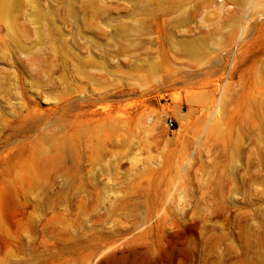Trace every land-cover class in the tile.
I'll list each match as a JSON object with an SVG mask.
<instances>
[{
  "label": "rangeland",
  "instance_id": "rangeland-1",
  "mask_svg": "<svg viewBox=\"0 0 264 264\" xmlns=\"http://www.w3.org/2000/svg\"><path fill=\"white\" fill-rule=\"evenodd\" d=\"M0 264H264V0H0Z\"/></svg>",
  "mask_w": 264,
  "mask_h": 264
},
{
  "label": "built area",
  "instance_id": "built-area-1",
  "mask_svg": "<svg viewBox=\"0 0 264 264\" xmlns=\"http://www.w3.org/2000/svg\"><path fill=\"white\" fill-rule=\"evenodd\" d=\"M168 127L169 128H174V123L172 121L168 122Z\"/></svg>",
  "mask_w": 264,
  "mask_h": 264
}]
</instances>
